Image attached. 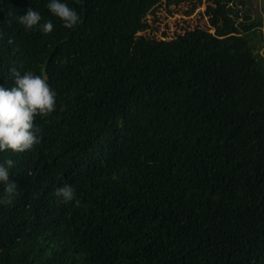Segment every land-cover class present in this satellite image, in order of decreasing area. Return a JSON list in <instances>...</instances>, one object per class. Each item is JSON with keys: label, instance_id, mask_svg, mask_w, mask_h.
I'll list each match as a JSON object with an SVG mask.
<instances>
[{"label": "trees", "instance_id": "trees-1", "mask_svg": "<svg viewBox=\"0 0 264 264\" xmlns=\"http://www.w3.org/2000/svg\"><path fill=\"white\" fill-rule=\"evenodd\" d=\"M139 1L61 0L82 21L68 29L50 0H0V87L16 68L56 92L41 143L0 152L17 185L0 203V264H264V9L210 0L227 25L125 39L106 58L104 34L132 33L117 17L161 4ZM189 1L187 14L202 2ZM29 8L50 34L18 22Z\"/></svg>", "mask_w": 264, "mask_h": 264}, {"label": "clouds", "instance_id": "clouds-1", "mask_svg": "<svg viewBox=\"0 0 264 264\" xmlns=\"http://www.w3.org/2000/svg\"><path fill=\"white\" fill-rule=\"evenodd\" d=\"M47 7L53 16L63 22L65 28L73 29L82 22L78 13L61 0H50ZM17 19L26 30L39 29L45 35L54 30L52 21L42 22L41 14L32 8ZM2 38L3 34L0 33ZM8 43L13 41L9 39ZM9 71L14 76L15 86L10 90L0 87V152L24 153L41 143L36 119L47 117L55 111L56 92L41 75L31 71L21 74L16 68ZM12 167L14 161L11 159L0 164V183L5 185L0 203L5 205L12 203L17 190V185L9 180V168ZM56 195L62 197L64 203L76 200L75 189L68 184L57 188Z\"/></svg>", "mask_w": 264, "mask_h": 264}, {"label": "rangeland", "instance_id": "rangeland-1", "mask_svg": "<svg viewBox=\"0 0 264 264\" xmlns=\"http://www.w3.org/2000/svg\"><path fill=\"white\" fill-rule=\"evenodd\" d=\"M244 5L251 15L262 14V0H243ZM131 2V11L134 8L139 10V0H129ZM192 4V1L184 0L177 4L171 3L166 5L163 0L157 8L152 12L135 13L133 18L129 20L123 17H117V23L123 26H129L132 33L129 37L119 36L116 39L112 38L110 33L104 34L103 46L106 50V58H111L119 55L124 47V40L130 41L131 44H139L146 41H153L162 37L170 38L177 33H182L184 30L199 26L211 32H214L220 25L225 24V18L221 14L214 15L212 11L207 9L211 4L210 0H202L196 4L192 12L187 14V11ZM238 5V6H241ZM153 7V6H152ZM227 25V24H225ZM89 47L85 50L86 57L88 56Z\"/></svg>", "mask_w": 264, "mask_h": 264}, {"label": "water", "instance_id": "water-1", "mask_svg": "<svg viewBox=\"0 0 264 264\" xmlns=\"http://www.w3.org/2000/svg\"><path fill=\"white\" fill-rule=\"evenodd\" d=\"M262 7H263V9H264V0H262Z\"/></svg>", "mask_w": 264, "mask_h": 264}]
</instances>
